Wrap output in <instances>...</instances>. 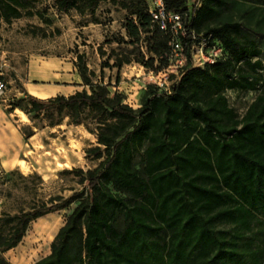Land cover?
<instances>
[{
    "label": "trees",
    "instance_id": "obj_1",
    "mask_svg": "<svg viewBox=\"0 0 264 264\" xmlns=\"http://www.w3.org/2000/svg\"><path fill=\"white\" fill-rule=\"evenodd\" d=\"M108 2L126 10L128 40L121 35L120 42L134 49L112 50L102 68L167 67L168 37L153 25L147 0H55V7L98 23ZM165 2L169 11L192 16L190 30L220 42L227 56L205 68L188 66L171 94L148 85L138 109L95 82L82 54L75 65L89 91L15 101L12 109L26 102L37 116L66 111L72 124L96 136L91 152L104 159L87 172H62L81 177L86 191L0 216V264H11L4 254L34 220L74 203L51 253L34 264H264V93L243 116L226 97L264 89V0H201L199 9L191 0ZM34 3L0 0V28L23 17L43 20ZM142 34L148 59L136 48ZM196 42L186 41L190 62ZM100 54L106 56L102 48Z\"/></svg>",
    "mask_w": 264,
    "mask_h": 264
},
{
    "label": "rangeland",
    "instance_id": "obj_2",
    "mask_svg": "<svg viewBox=\"0 0 264 264\" xmlns=\"http://www.w3.org/2000/svg\"><path fill=\"white\" fill-rule=\"evenodd\" d=\"M32 1H35V11L42 14L43 20L37 16L23 17L14 20L10 25L4 24L0 28V68L4 73L0 80L6 84L4 94L0 95L2 129L7 132L16 129L28 144L24 146L25 150L21 156L23 161H20V165L14 170L6 171L0 164V216L3 213L14 214L21 209L27 210L34 205L40 206L41 203L57 197L67 198L75 192L86 191L87 182L81 177L66 175L62 172L66 169H82L87 172L95 169L104 159H99L98 154L91 152L97 147L96 136L85 125L72 124L66 111L58 112L52 109L37 116V114L28 112L30 108L26 102L19 103L18 108L12 109L11 106L15 105V101L24 98V96H13V89L20 91L22 88L16 75L24 76L37 65L41 67L43 62L49 59H72L82 54L87 56L92 67L98 70L96 81H103L112 94L118 92L122 93L126 100L130 98V103L134 106L140 104L146 89L135 90L139 94L131 98L129 95L133 93L126 92L125 84L122 82L140 80L139 86L143 87L148 83V72L141 64L135 63L144 68L139 76H136L137 70L128 67L133 63L124 65L121 74L117 70L114 72L109 69L100 71L103 60L100 58L98 61V57H95L92 52L97 44L101 45L102 49H106V51L103 50L105 54L112 50L119 54L133 51L132 46L120 42L122 28L127 18L126 10L119 6L113 9L114 16L124 21L118 20L106 33L107 29L104 27L108 22L106 16L99 15L102 20L98 23L101 22L103 25L88 26L92 20L91 17L79 16L75 11L60 13L55 7V0ZM194 1L191 0V3ZM109 10V6L103 5L98 12L103 14ZM46 20L49 22L46 23ZM253 29L256 28L253 27ZM251 35L261 36L256 31H253ZM145 37L146 34L142 36L141 41L147 44L148 40ZM107 41L114 44H106ZM140 42L136 48L143 54ZM133 57L132 54L130 58L134 59ZM145 58L148 59L146 56ZM159 65L157 61L155 67ZM131 72L134 73L133 77L130 76ZM119 82L121 84L118 86ZM118 87H122L123 90H119ZM262 93L264 89L248 93L227 91L226 97L230 106L243 116L248 107ZM138 108L140 107L134 109ZM30 135L32 136L27 139ZM75 205L74 203L64 210L34 220L22 242L15 249L5 253L4 257L11 264H34L48 256L51 253V243ZM226 228L224 225L219 226V229Z\"/></svg>",
    "mask_w": 264,
    "mask_h": 264
},
{
    "label": "crops",
    "instance_id": "obj_3",
    "mask_svg": "<svg viewBox=\"0 0 264 264\" xmlns=\"http://www.w3.org/2000/svg\"><path fill=\"white\" fill-rule=\"evenodd\" d=\"M103 5H106V7L109 6L110 10L107 11V13H103V14L97 11L96 17L99 18V20H102V17H99V15L108 17V22L104 26L107 29L106 30L107 33L110 31V29L113 28V24L118 22V20L120 21H124V20L122 18L117 19L114 16L115 11L113 9L116 8L117 6H114L112 3L108 2L102 4L100 8ZM90 25L101 26L103 25V23L90 22L88 26ZM110 34H112V32H110ZM121 35L124 36L126 40H128L126 36L125 28H122ZM113 44L114 43H112L111 45ZM100 48L101 45L97 44V46H95L92 49V52L95 55V57H98V61H100V58H102V60L104 61L107 57H109L111 52L107 53L106 56H102L100 54ZM103 50L106 51V49L104 48ZM86 61L89 69L94 71L96 74V78L94 79V81L98 82L96 81L98 70H95L94 67H92L87 56H86ZM76 62H77V57H73L72 59H68V58L49 59L43 62L41 67L40 65H37V67L31 69V71L25 74L24 76L16 75V79L20 81L22 88L20 91L13 89L14 90L13 96L25 97L29 95L38 98L40 100H48L61 95L68 97L83 90L88 91L89 88L84 85L83 80L75 65ZM110 63L111 64L114 63V58H111ZM128 67H131V69L138 71V74H136V76H139L141 71L144 70L142 66H138L135 63L131 64ZM106 69H109L112 72L117 70V68H102V66L100 67V71H105ZM123 70L124 68L121 69L120 74ZM133 74L134 73L131 72L130 76L133 77L134 76ZM123 75L126 76V74L124 73ZM139 82L141 81L134 80V82H122L125 84L124 88L127 90L126 92L130 91L133 93L132 95H129V97L134 98L137 94H139V92L137 91L135 92V90L137 89H140V91L146 89L143 86H139ZM119 84L121 83L119 82L118 86ZM118 89L123 90L122 87H118ZM130 102L131 99L128 98L126 100L127 104H129L133 108L140 107L141 102L137 106L132 105V103ZM1 112L3 115H5L3 111ZM2 128H3V123H2V117L0 115V164L4 170L12 171L20 165L19 164L20 161H23L21 160V156L23 155V152L25 150L24 146H28V144L24 140L23 136L16 129H14L12 132H7Z\"/></svg>",
    "mask_w": 264,
    "mask_h": 264
},
{
    "label": "built area",
    "instance_id": "obj_4",
    "mask_svg": "<svg viewBox=\"0 0 264 264\" xmlns=\"http://www.w3.org/2000/svg\"><path fill=\"white\" fill-rule=\"evenodd\" d=\"M151 21L159 31L165 33L168 37L170 52L165 55L168 66L156 71L148 70V85H154L164 94H171L174 86L180 81V78L188 66L193 68H205L214 65L227 56L223 45L218 41H211V38L198 39L189 25L192 16L169 11L165 0H147ZM197 9L201 7V0H195L193 3ZM193 12V9L190 10ZM144 36V34H142ZM192 39L198 41L193 44L191 50V62L186 49V41ZM143 54L148 58L147 44L140 42ZM4 76L0 68V77ZM6 84L0 80V95L4 94Z\"/></svg>",
    "mask_w": 264,
    "mask_h": 264
},
{
    "label": "bare ground",
    "instance_id": "obj_5",
    "mask_svg": "<svg viewBox=\"0 0 264 264\" xmlns=\"http://www.w3.org/2000/svg\"><path fill=\"white\" fill-rule=\"evenodd\" d=\"M22 166L25 167L24 163H22Z\"/></svg>",
    "mask_w": 264,
    "mask_h": 264
}]
</instances>
